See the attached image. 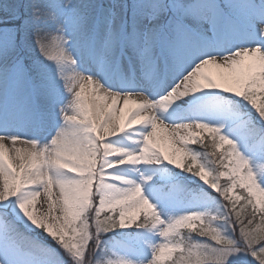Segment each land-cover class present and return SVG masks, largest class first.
Wrapping results in <instances>:
<instances>
[{"label": "snow or ice", "instance_id": "6c2138e0", "mask_svg": "<svg viewBox=\"0 0 264 264\" xmlns=\"http://www.w3.org/2000/svg\"><path fill=\"white\" fill-rule=\"evenodd\" d=\"M264 0H0V264H264Z\"/></svg>", "mask_w": 264, "mask_h": 264}, {"label": "rangeland", "instance_id": "374dc122", "mask_svg": "<svg viewBox=\"0 0 264 264\" xmlns=\"http://www.w3.org/2000/svg\"><path fill=\"white\" fill-rule=\"evenodd\" d=\"M258 163H264V162H258Z\"/></svg>", "mask_w": 264, "mask_h": 264}]
</instances>
